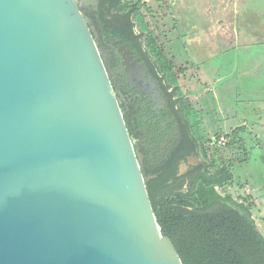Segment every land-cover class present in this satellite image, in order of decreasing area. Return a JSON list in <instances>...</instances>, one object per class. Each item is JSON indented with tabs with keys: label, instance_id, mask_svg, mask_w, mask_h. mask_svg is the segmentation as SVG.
I'll return each mask as SVG.
<instances>
[{
	"label": "water",
	"instance_id": "1",
	"mask_svg": "<svg viewBox=\"0 0 264 264\" xmlns=\"http://www.w3.org/2000/svg\"><path fill=\"white\" fill-rule=\"evenodd\" d=\"M121 103L77 0H0V264H183Z\"/></svg>",
	"mask_w": 264,
	"mask_h": 264
},
{
	"label": "rangeland",
	"instance_id": "2",
	"mask_svg": "<svg viewBox=\"0 0 264 264\" xmlns=\"http://www.w3.org/2000/svg\"><path fill=\"white\" fill-rule=\"evenodd\" d=\"M123 1L167 58L159 76L200 143L198 162L229 166L236 181L222 190L264 235V0Z\"/></svg>",
	"mask_w": 264,
	"mask_h": 264
},
{
	"label": "trees",
	"instance_id": "3",
	"mask_svg": "<svg viewBox=\"0 0 264 264\" xmlns=\"http://www.w3.org/2000/svg\"><path fill=\"white\" fill-rule=\"evenodd\" d=\"M100 10L101 35L122 40L162 80L159 68L167 58L159 47L149 44L148 48L143 42L142 35L135 31L132 10H128L123 0H101ZM105 64L117 95L121 91L127 97L129 88L123 72L117 65L114 69L108 62ZM169 72L178 83L172 65ZM121 107L133 135L135 126L127 117L130 108L124 98ZM192 117L196 119L194 115ZM192 133L186 129L179 147L167 151L160 159L149 154L145 161L148 167L142 165L145 175L152 176L147 181V188L161 232L172 239L183 264H264V235L249 206H238L234 196L222 190L236 181L229 166L212 169L211 164L203 162L186 174L178 175L180 160L200 146Z\"/></svg>",
	"mask_w": 264,
	"mask_h": 264
},
{
	"label": "flooded vegetation",
	"instance_id": "4",
	"mask_svg": "<svg viewBox=\"0 0 264 264\" xmlns=\"http://www.w3.org/2000/svg\"><path fill=\"white\" fill-rule=\"evenodd\" d=\"M77 3L87 18L89 26L97 39L104 60L111 64L109 67L115 69L117 65L123 72L129 92L126 97L120 91V100L123 101L124 98L130 108L127 110V117L135 126L132 136L136 141L135 147L140 155L141 164L146 168L148 167V164L145 163L147 155L152 154L154 159H160L167 151L172 152L181 145L185 137L186 129L190 134L191 129L181 119L172 92L149 69L148 65L141 61L134 53V56L139 59V62L146 66L147 77L150 81L138 80L135 81L136 83L129 82L122 52L119 50L120 44H114V42L120 40H112L107 35L102 36L100 33L99 20L102 15L100 10L101 0H77ZM122 43L125 44L123 41ZM116 54H119V57ZM109 74L111 75V73ZM140 121H143L144 124L139 125L138 122ZM199 149L200 146L187 152L184 158L180 160L178 166L179 176L186 174L192 168L203 163L197 160Z\"/></svg>",
	"mask_w": 264,
	"mask_h": 264
},
{
	"label": "crops",
	"instance_id": "5",
	"mask_svg": "<svg viewBox=\"0 0 264 264\" xmlns=\"http://www.w3.org/2000/svg\"><path fill=\"white\" fill-rule=\"evenodd\" d=\"M245 160H246V159H245ZM242 163H243V161H242ZM242 163H241V164H242Z\"/></svg>",
	"mask_w": 264,
	"mask_h": 264
}]
</instances>
